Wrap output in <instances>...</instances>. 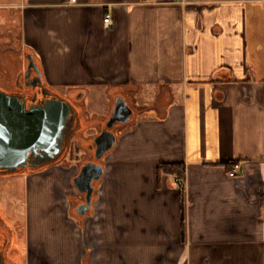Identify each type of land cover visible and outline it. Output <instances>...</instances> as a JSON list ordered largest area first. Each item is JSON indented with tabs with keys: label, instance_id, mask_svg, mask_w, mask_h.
<instances>
[{
	"label": "crops",
	"instance_id": "0c3cea01",
	"mask_svg": "<svg viewBox=\"0 0 264 264\" xmlns=\"http://www.w3.org/2000/svg\"><path fill=\"white\" fill-rule=\"evenodd\" d=\"M0 8L18 17V30L0 22V42L17 32L18 53L35 57L48 89L107 99L111 112L122 97L133 113L83 218L71 209L78 165L26 178L50 184L58 208L47 227H28L24 264H264V0ZM163 164L184 165L182 194L175 177L158 174Z\"/></svg>",
	"mask_w": 264,
	"mask_h": 264
},
{
	"label": "water",
	"instance_id": "95a60500",
	"mask_svg": "<svg viewBox=\"0 0 264 264\" xmlns=\"http://www.w3.org/2000/svg\"><path fill=\"white\" fill-rule=\"evenodd\" d=\"M133 113L122 97L115 99L105 128L93 140L94 159H101L113 150L116 136L111 131L115 126L125 125ZM73 122L69 103L58 97L42 107L26 109L25 105L0 90V174L2 170L16 173L33 157L40 158L60 144L68 135ZM72 136L67 137V142ZM104 174L100 164H85L73 179V186L84 194L85 202L77 209L83 218L91 209L94 193L93 183H99Z\"/></svg>",
	"mask_w": 264,
	"mask_h": 264
},
{
	"label": "rangeland",
	"instance_id": "374dc122",
	"mask_svg": "<svg viewBox=\"0 0 264 264\" xmlns=\"http://www.w3.org/2000/svg\"><path fill=\"white\" fill-rule=\"evenodd\" d=\"M15 0H0V7L4 4H12ZM8 10L5 8H0V22L3 26L12 27L18 22V17H11L8 14ZM15 30L17 25H15ZM14 39L12 42L5 44L0 42V83L2 81L3 70L6 66L3 65L5 60V52L9 49L14 53H18L21 47L20 36L15 32ZM10 52V51H9ZM7 58V57H6ZM20 66L22 60H19ZM63 93L65 92L61 89ZM81 97L75 98V103L84 107L85 118L90 121V125L86 128L83 137L80 140L81 147H76L77 141H72V150L77 148L76 156H73L71 164L78 165L81 159L90 160L88 150L86 145L95 138L99 132V120L107 119L111 113V107L107 99L101 101L95 98L84 99L81 102ZM78 101V102H77ZM124 127H116L115 135L118 137L121 129ZM110 153V152H109ZM105 162V156L101 159L100 165ZM56 170H48L41 174L42 178L49 175L56 176ZM26 175H14L10 177L0 178V224H2L8 231L10 237V245L7 250V257L12 264H24L25 253L24 250L26 242L28 240L27 231L28 227L33 228L42 227L50 222L55 221L54 216H50L52 210L57 209V204L54 202L52 197V186L50 184H45L42 180H38L34 186L28 184V179L26 181ZM97 187V186H96ZM56 194L58 197L57 203L60 208H64L66 205L63 196L58 191L56 187ZM71 190V189H70ZM64 193L67 191H63ZM35 193V194H33ZM74 205H71V209Z\"/></svg>",
	"mask_w": 264,
	"mask_h": 264
},
{
	"label": "flooded vegetation",
	"instance_id": "af4514ba",
	"mask_svg": "<svg viewBox=\"0 0 264 264\" xmlns=\"http://www.w3.org/2000/svg\"><path fill=\"white\" fill-rule=\"evenodd\" d=\"M4 58L5 60L1 66L5 65L6 68L3 70V78L0 83L1 91L5 92L9 96L17 98L20 103L25 105L27 110H29L31 107H42L48 101L60 97L71 106L73 122L70 127L71 129H69L68 135H66L59 148L50 151L43 157L31 158L27 161L23 168L17 169L16 173L11 174L6 172V169H3L2 174H0V178L14 175H26L28 177L41 171H45L51 167H56L71 162L73 160V156H76V148H74V150L71 148L72 141L76 140L80 144V140L83 137L86 128H88L87 126L91 124L90 121L85 118L84 109L81 107V105H77L75 101L63 98L57 93L48 89L43 80L40 67L35 57L31 53L24 52L22 55H20L19 53H14L11 50L9 52L8 50L5 52ZM20 59L22 60L21 66L19 62ZM109 116L102 123L99 133H101L105 128V124ZM116 127H119V125L115 126L111 130L113 133L115 132ZM68 136H72L69 142H67ZM92 140L86 145L88 154H90V160L81 159V162L78 161V163H80L78 171L87 163L100 164L101 162H97L94 159V147ZM76 147L78 148L79 146ZM97 184L98 183H93L94 193L92 203ZM79 195L80 198L72 202L74 205V213L77 216L78 207L85 202L84 194L79 193ZM10 241L11 240L7 229L2 224H0V264H12L7 257V250L9 248Z\"/></svg>",
	"mask_w": 264,
	"mask_h": 264
},
{
	"label": "trees",
	"instance_id": "16d2710c",
	"mask_svg": "<svg viewBox=\"0 0 264 264\" xmlns=\"http://www.w3.org/2000/svg\"><path fill=\"white\" fill-rule=\"evenodd\" d=\"M159 175H168L170 177H175L184 180L185 179V167L181 164H163L158 168ZM183 189H180L182 194Z\"/></svg>",
	"mask_w": 264,
	"mask_h": 264
},
{
	"label": "built area",
	"instance_id": "2783aa9c",
	"mask_svg": "<svg viewBox=\"0 0 264 264\" xmlns=\"http://www.w3.org/2000/svg\"><path fill=\"white\" fill-rule=\"evenodd\" d=\"M70 3H75V0H70ZM103 26L105 30H110L113 26L112 16L110 14H105L103 18ZM239 168V164L235 163L232 167V170L229 172L230 177H235L236 170ZM174 184L177 186L178 189L183 188L184 180L179 178L173 179Z\"/></svg>",
	"mask_w": 264,
	"mask_h": 264
}]
</instances>
